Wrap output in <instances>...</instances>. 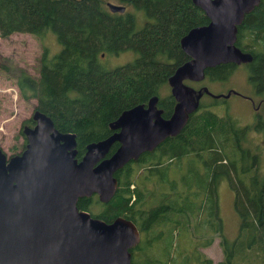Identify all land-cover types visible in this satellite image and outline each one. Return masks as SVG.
Wrapping results in <instances>:
<instances>
[{
  "label": "trees",
  "instance_id": "1",
  "mask_svg": "<svg viewBox=\"0 0 264 264\" xmlns=\"http://www.w3.org/2000/svg\"><path fill=\"white\" fill-rule=\"evenodd\" d=\"M112 1L124 11H109V0H0V38L26 33L41 49L36 76L3 59L0 74L22 101L34 100L33 109L55 129L74 134L76 159L86 144L112 133L108 124L121 111L145 105L152 96L161 116L170 115L174 98L167 79L188 59L179 40L207 23L191 0ZM47 34L59 46L55 53L43 44ZM235 46L251 55L242 64L253 93L264 100V0L244 15ZM124 51L134 54L130 61L113 68L101 63L103 55ZM234 67L207 68L203 79L224 81ZM207 105L199 102L176 136L115 171L117 186L108 202L100 203L95 194L76 202L91 217L110 222L122 216L136 226L131 264H213L199 247L214 238L221 251L214 264H264V175L257 172L258 150L246 146L252 127L264 138L262 106L251 125L240 126ZM223 178L239 220L231 240L217 214L216 188Z\"/></svg>",
  "mask_w": 264,
  "mask_h": 264
},
{
  "label": "water",
  "instance_id": "2",
  "mask_svg": "<svg viewBox=\"0 0 264 264\" xmlns=\"http://www.w3.org/2000/svg\"><path fill=\"white\" fill-rule=\"evenodd\" d=\"M191 2L207 23L179 40L188 59L167 79L174 98L167 118L152 96L145 105L121 111L108 124L112 133L86 144L76 159L74 134L59 132L49 117L33 109L32 127L22 129L24 150L7 160L0 151V264H131L130 249L139 241L136 226L122 216L110 222L91 217L77 208V200L95 194L100 203L108 202L117 186L115 171L176 136L202 94L220 97L205 87L184 85V80L199 82L207 68L251 61L235 46L237 27L260 0ZM106 7L124 11L111 2Z\"/></svg>",
  "mask_w": 264,
  "mask_h": 264
},
{
  "label": "rangeland",
  "instance_id": "3",
  "mask_svg": "<svg viewBox=\"0 0 264 264\" xmlns=\"http://www.w3.org/2000/svg\"><path fill=\"white\" fill-rule=\"evenodd\" d=\"M111 3L115 1L109 0ZM52 35V34H51ZM54 38V39H53ZM55 37L47 36L43 40L51 53L57 52L59 46ZM41 49L39 42L31 35L26 33H13L6 38H0V61L9 62L16 65L30 75H37V59ZM130 51H124L115 55H103L100 58L101 63L107 68H113L116 65L124 64L134 56ZM246 69L243 65H235L228 77L224 81L202 80L194 84L193 88L205 87L211 94H222L232 90L236 94H231L226 101L221 98L213 99L208 95L201 96L199 102L204 105L213 103L210 109L219 115L229 114L240 126L251 125L253 122L254 109L249 101L254 105L262 96L253 93V89L246 75ZM216 100L211 101V100ZM249 100V101H248ZM34 100L22 101L13 83L9 82L3 74H0V148L6 155L14 154L20 150L22 138L18 136V131L22 120L28 118L33 110ZM260 108L257 110L260 112ZM254 127L246 131L247 148L258 150L257 172L260 176L264 175V138ZM96 197V196H95ZM97 199V197H96ZM217 214L221 223L222 233L231 240L235 237L238 230V216L233 209V191L229 188L227 180L221 179L216 188ZM181 247V246H180ZM199 250L209 257L212 263L221 259V251L218 246V238H214L207 247H199Z\"/></svg>",
  "mask_w": 264,
  "mask_h": 264
},
{
  "label": "flooded vegetation",
  "instance_id": "4",
  "mask_svg": "<svg viewBox=\"0 0 264 264\" xmlns=\"http://www.w3.org/2000/svg\"><path fill=\"white\" fill-rule=\"evenodd\" d=\"M145 23H147V20H142V23L140 24L141 26H143ZM101 56H102V54H101ZM241 65H243V64H241ZM203 80V79H202ZM201 80V81H202ZM201 81H199V82H201ZM184 82L186 83V82H188V83H190L191 85H193L194 86V84H198L199 82H189V81H187V80H184ZM199 88V87H198ZM229 93V94H228ZM227 94V96H225ZM231 94H236L235 92H233L232 90H230V91H226L225 93H222V94H218V95H220V97H218V98H221L222 99V101H226L227 100V98L231 95ZM218 98H215V99H218ZM249 101V100H248ZM254 101H253V99H252V101H249V103L251 104V107L255 110L254 112H256V116L258 117L259 116V113H257V110L260 108V104H262V111H261V114H263L264 115V100H258L257 101V103L254 105V103H253ZM33 120L31 119V115L28 117V118H26V119H24V120H22V124H21V126H20V129H19V131H18V136H20L21 138H22V141L20 142V150L18 151V152H16V153H14V154H10V155H6L5 154V152L0 148V151L5 155V159L7 160L9 157H11V156H14V155H18L20 152H22L23 150H24V148H25V144H26V140H25V136H24V134H23V132H22V129L26 126V127H32V125H33Z\"/></svg>",
  "mask_w": 264,
  "mask_h": 264
}]
</instances>
